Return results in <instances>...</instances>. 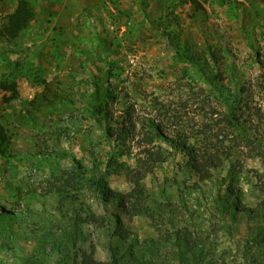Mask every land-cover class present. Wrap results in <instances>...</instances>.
<instances>
[{
    "label": "rangeland",
    "instance_id": "1",
    "mask_svg": "<svg viewBox=\"0 0 264 264\" xmlns=\"http://www.w3.org/2000/svg\"><path fill=\"white\" fill-rule=\"evenodd\" d=\"M27 1L0 264H264V0Z\"/></svg>",
    "mask_w": 264,
    "mask_h": 264
},
{
    "label": "trees",
    "instance_id": "2",
    "mask_svg": "<svg viewBox=\"0 0 264 264\" xmlns=\"http://www.w3.org/2000/svg\"><path fill=\"white\" fill-rule=\"evenodd\" d=\"M33 16L32 8L27 0H18L15 9L7 15L6 22L2 26L0 33L1 36L7 40L12 41L19 37L21 32L26 28L30 19ZM6 90H11L13 93H16L15 88L16 85L14 83L10 84L9 86L3 85L2 86ZM233 126L237 127V123H233ZM9 143V136L6 133V129L3 125L0 124V152L3 151L4 147H6ZM117 172L115 168L111 166L108 168V175ZM110 252V260L109 262H99L91 259H85L83 263L79 264H118L115 254L111 249ZM83 260V259H82ZM69 264H77L71 262Z\"/></svg>",
    "mask_w": 264,
    "mask_h": 264
},
{
    "label": "crops",
    "instance_id": "3",
    "mask_svg": "<svg viewBox=\"0 0 264 264\" xmlns=\"http://www.w3.org/2000/svg\"><path fill=\"white\" fill-rule=\"evenodd\" d=\"M16 7V6H15ZM15 7H14V9H15ZM10 13H11V11H10Z\"/></svg>",
    "mask_w": 264,
    "mask_h": 264
}]
</instances>
